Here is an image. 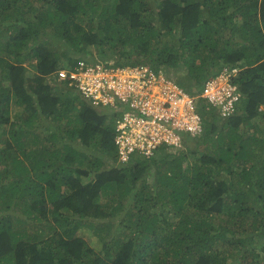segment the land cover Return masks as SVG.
<instances>
[{
  "label": "trees",
  "instance_id": "trees-1",
  "mask_svg": "<svg viewBox=\"0 0 264 264\" xmlns=\"http://www.w3.org/2000/svg\"><path fill=\"white\" fill-rule=\"evenodd\" d=\"M98 54L192 95L237 68V113L116 163L121 114L57 74ZM0 264H264V0H0Z\"/></svg>",
  "mask_w": 264,
  "mask_h": 264
},
{
  "label": "built area",
  "instance_id": "built-area-1",
  "mask_svg": "<svg viewBox=\"0 0 264 264\" xmlns=\"http://www.w3.org/2000/svg\"><path fill=\"white\" fill-rule=\"evenodd\" d=\"M227 73L210 80L197 96L148 66L114 71L102 64L90 66L80 62L74 70L61 71L59 75L94 105L103 102L113 104L115 109L122 108L116 143L121 160L128 161L135 150L150 156L161 145L181 148L182 133L192 137L203 134L205 118L200 111V99L209 105L204 110L216 108L224 117L233 114L239 93L230 83L234 71L231 76Z\"/></svg>",
  "mask_w": 264,
  "mask_h": 264
},
{
  "label": "clouds",
  "instance_id": "clouds-1",
  "mask_svg": "<svg viewBox=\"0 0 264 264\" xmlns=\"http://www.w3.org/2000/svg\"><path fill=\"white\" fill-rule=\"evenodd\" d=\"M109 54V53H108ZM84 57H86V56H84ZM80 62H85L87 65H90V66H96V65H99V64H102L104 67H107L108 69H111V70H116V69H118V68H133V67H131V66H126V67H120V66H117L116 65V61H115V59H109V60H107V59H102V58H100V55L98 54V55H95V57H94V62H92V63H87V61H85V60H82V61H80ZM79 62V63H80ZM79 64H77V66H78ZM77 66H75V68L77 67ZM145 66H147V65H145ZM137 67V66H136ZM149 67V66H148ZM70 69L68 68V69H62V70H60L57 74H58V79H60L61 81H65V82H67L68 83V85H69V81L68 80H62L61 78H60V72L61 71H69ZM151 70L153 71V72H155L152 68H151ZM227 69H225V70H223V71H226ZM237 72H239V69H234V73L232 74V76H231V79L230 80H232V77H234L236 74H237ZM156 73V72H155ZM157 75H159L160 74V72H158V73H156ZM55 81H52L51 83H50V87L51 88H53L54 89V92H57V88H56V84L54 83ZM230 83H231V81H230ZM65 87V86H64ZM68 87H70V86H68ZM66 88V87H65ZM72 88V90H70V91H74V92H76V94H79L81 97H82V99L83 100H85V101H87V102H89V103H91V105H93L94 107H107V106H110V107H112V108H114V105L113 104H111V103H106V104H104L103 102H101L100 103V105H94L93 103H92V101L91 100H88V99H86L82 94H80L79 93V91L77 90V88L76 87H71ZM237 88V87H236ZM66 90V89H65ZM237 91H238V93H239V100L237 101V103H236V110L233 112V114H231V115H234V114H236L237 113V109H238V105H239V103H240V101H241V99H242V94H241V92H240V90H238V88H237ZM201 93V92H200ZM199 94V93H198ZM198 94H196V95H193V96H197ZM103 97L104 98H109L108 96H106V95H104L103 94ZM199 106H200V110H204L205 108H207V107H209V105L207 104V101L206 100H203V99H200L199 100ZM207 106V107H206ZM216 109V108H215ZM114 110H115V113H120L121 115H120V121L118 122V125H117V127L119 126V124H120V122L123 120V110H122V108H118V109H115L114 108ZM211 110V108L208 110V111H210ZM217 110V109H216ZM220 112V111H219ZM209 113V112H208ZM208 115V114H207ZM222 115V114H221ZM231 115H229V116H231ZM223 116V115H222ZM229 116H226V117H224V118H228ZM205 123H206V121H205ZM183 134H186V133H183ZM193 138H195V137H193ZM114 144H115V148H114V155H115V157H116V163H120V164H129L128 162L130 161V159L132 158L133 159V157H138V156H141L142 158H147V159H150V158H152L156 153L154 152L153 153V155H150V156H147V155H143V154H141L140 152H139V150H135L134 152H132L131 154H130V158H129V160L128 161H122L121 160V158H120V153H119V147H118V145H117V143H116V139L114 140ZM161 147H166V150H168V149H172L173 151L174 150H176L175 148H172V147H168V146H166V145H161L160 147H159V149L161 148ZM165 150V151H166ZM115 162L114 163H112V165H115L116 164ZM131 163V162H130ZM139 198H135V199H133L132 200V203H131V205H134V204H136V203H139V202H137V200H138Z\"/></svg>",
  "mask_w": 264,
  "mask_h": 264
},
{
  "label": "rangeland",
  "instance_id": "rangeland-1",
  "mask_svg": "<svg viewBox=\"0 0 264 264\" xmlns=\"http://www.w3.org/2000/svg\"><path fill=\"white\" fill-rule=\"evenodd\" d=\"M62 46V45H61ZM105 51L107 52V53H111V51L108 49V47H106L105 48ZM25 66H27L26 67V73H31L34 69H33V67L31 66V63H30V65H29V63H26L25 64ZM10 110V116H11V120H13V121H19L20 120V118L18 119V118H16V116H17V107H13L12 106V108L11 109H9ZM54 120H52V122H53ZM112 163L113 162H110L109 160H108V162H105L104 164H105V166H107V167H109V166H111L112 165ZM154 172H155V169L154 168H151L150 169V172L148 173L149 174V184H150V182L152 183V185H153V183L155 182V178H154ZM141 198H139L138 200H137V202H141ZM116 236H117V234L119 233V232H121V230H120V228L119 229H116ZM88 232H84V235H86V240L87 241H89V244L95 249V251L96 252H100V254L102 255V256H106V254H105V252L103 251V247H102V243H101V241L99 240V239H97L96 237H92L91 235H89V234H87ZM115 236V237H116Z\"/></svg>",
  "mask_w": 264,
  "mask_h": 264
}]
</instances>
